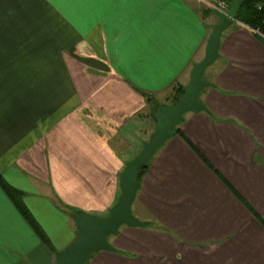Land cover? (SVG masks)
Returning a JSON list of instances; mask_svg holds the SVG:
<instances>
[{
	"label": "crops",
	"instance_id": "0c3cea01",
	"mask_svg": "<svg viewBox=\"0 0 264 264\" xmlns=\"http://www.w3.org/2000/svg\"><path fill=\"white\" fill-rule=\"evenodd\" d=\"M216 1L0 0V264H55L74 216L109 214L155 133L145 108L188 86ZM212 67L207 111L184 116L141 181L148 226H122L87 264H264V37L235 21Z\"/></svg>",
	"mask_w": 264,
	"mask_h": 264
},
{
	"label": "water",
	"instance_id": "95a60500",
	"mask_svg": "<svg viewBox=\"0 0 264 264\" xmlns=\"http://www.w3.org/2000/svg\"><path fill=\"white\" fill-rule=\"evenodd\" d=\"M246 2L247 0H234L227 11L216 12L220 22L213 28L207 40L204 59L191 71L184 99L176 105H162L158 108L153 107L151 110V115L156 122L155 133L144 144L138 156L130 161L121 173L122 194L117 204L106 217L85 213H81L79 217L74 216L78 231L77 238L71 245L56 254L55 264H87L97 252L114 251L109 243V237L116 235L122 226L130 228L148 226V223L137 219L132 211V206L142 187L138 178L139 171L146 167L166 142L177 134L176 128L181 125L186 114L207 111L200 100L201 94L210 86L204 79L205 73L219 58L222 34L238 20L240 9Z\"/></svg>",
	"mask_w": 264,
	"mask_h": 264
},
{
	"label": "trees",
	"instance_id": "16d2710c",
	"mask_svg": "<svg viewBox=\"0 0 264 264\" xmlns=\"http://www.w3.org/2000/svg\"><path fill=\"white\" fill-rule=\"evenodd\" d=\"M264 0H247V2L242 6L240 9L239 15H238V21L249 26L251 29L256 30L260 33L261 36L264 37V12L258 11L256 6L258 3L262 2ZM205 14L213 13L211 10L204 11ZM205 79V76H204ZM206 80V79H205ZM185 89L186 87H179L177 90V96H176V102L174 105L181 102L185 97ZM177 132H180L179 126L176 128ZM149 164L141 169L138 174V178L140 181H142L144 175L146 174L148 170ZM5 192L7 195L13 200V202L17 203L19 206V209L25 219L31 224L33 229L36 231V233L41 236L44 239L43 234L41 233L39 227L35 224L33 221V218L28 213V211L21 205V193H19L17 190L13 189L10 186H7L6 184L3 185Z\"/></svg>",
	"mask_w": 264,
	"mask_h": 264
},
{
	"label": "rangeland",
	"instance_id": "374dc122",
	"mask_svg": "<svg viewBox=\"0 0 264 264\" xmlns=\"http://www.w3.org/2000/svg\"><path fill=\"white\" fill-rule=\"evenodd\" d=\"M212 70H213V67L210 66L208 68V70L206 71V73H205V79L206 80H210V74L212 73ZM179 87H181V86H177V87L171 88L163 96H161V97L157 98L156 100H154V103H150V105H149L150 107L145 108V110H144V112L142 114V115H144L143 118L147 116V117H149V119H152L151 110L153 109V107H157L158 108V107H160L162 105L173 106L175 104V102H176L175 100H176V96H177V90H178ZM142 122L144 123L145 121H142ZM146 126H147L146 123H144V125L142 124V127H143L142 129H145ZM146 130H151V128L148 126V129L146 128ZM142 139H143V141H142ZM140 140L142 141V144L146 143L145 142V138H143L142 135L140 137ZM142 147H144V145H141V143H140L139 146H138V148H140L139 153L143 149ZM139 153L138 152H133L132 153V158L134 159L136 156H138ZM133 209L134 208L132 206V211H133Z\"/></svg>",
	"mask_w": 264,
	"mask_h": 264
},
{
	"label": "built area",
	"instance_id": "2783aa9c",
	"mask_svg": "<svg viewBox=\"0 0 264 264\" xmlns=\"http://www.w3.org/2000/svg\"><path fill=\"white\" fill-rule=\"evenodd\" d=\"M234 0H217L215 5H210V8L214 12H225L229 9L230 4ZM258 11H263L264 12V1L260 2L256 6Z\"/></svg>",
	"mask_w": 264,
	"mask_h": 264
}]
</instances>
